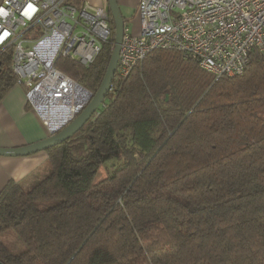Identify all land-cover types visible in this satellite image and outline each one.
I'll return each mask as SVG.
<instances>
[{
  "label": "trees",
  "instance_id": "obj_1",
  "mask_svg": "<svg viewBox=\"0 0 264 264\" xmlns=\"http://www.w3.org/2000/svg\"><path fill=\"white\" fill-rule=\"evenodd\" d=\"M111 14V13H110ZM113 33L90 66H58L96 92ZM0 50V101L16 85ZM72 137L47 149L50 170L0 190L4 264H264V56L216 78L181 51L157 49ZM168 94V100L166 95ZM109 174L94 182L100 167Z\"/></svg>",
  "mask_w": 264,
  "mask_h": 264
},
{
  "label": "built area",
  "instance_id": "obj_2",
  "mask_svg": "<svg viewBox=\"0 0 264 264\" xmlns=\"http://www.w3.org/2000/svg\"><path fill=\"white\" fill-rule=\"evenodd\" d=\"M141 29L125 28L115 77L157 49L181 51L216 78L243 74L264 56V0H139ZM113 33L108 5L75 0H0V50L13 49L16 85L49 135L72 121L95 92L58 66H90ZM113 82L109 92L114 91Z\"/></svg>",
  "mask_w": 264,
  "mask_h": 264
},
{
  "label": "crops",
  "instance_id": "obj_3",
  "mask_svg": "<svg viewBox=\"0 0 264 264\" xmlns=\"http://www.w3.org/2000/svg\"><path fill=\"white\" fill-rule=\"evenodd\" d=\"M75 1L108 5L107 0ZM118 2L125 18V28L138 34L141 29V21L137 13L139 0H118ZM47 136H49L48 128L27 104L25 88L20 85L13 86L0 101V146H22ZM49 170L50 161L47 151L19 157L0 156V190L11 179L30 186Z\"/></svg>",
  "mask_w": 264,
  "mask_h": 264
},
{
  "label": "water",
  "instance_id": "obj_4",
  "mask_svg": "<svg viewBox=\"0 0 264 264\" xmlns=\"http://www.w3.org/2000/svg\"><path fill=\"white\" fill-rule=\"evenodd\" d=\"M107 3H108V9L113 17L114 25H115V44L104 78L100 86L98 87L97 91L94 93L91 101L67 125H65L61 129H57L53 131L51 135L39 141L22 146H14V147L0 146V156L19 157V156H27L33 153H37L39 151H46L47 149L54 147L58 144H61L65 140L72 137L77 131H79L83 127V125L88 120H90L96 114L99 107L106 99L107 94L109 92V88L115 78L121 44L125 33V18L121 11V7L118 0H107ZM166 99L168 100V94L166 95ZM0 264H4V263L0 260Z\"/></svg>",
  "mask_w": 264,
  "mask_h": 264
},
{
  "label": "rangeland",
  "instance_id": "obj_5",
  "mask_svg": "<svg viewBox=\"0 0 264 264\" xmlns=\"http://www.w3.org/2000/svg\"><path fill=\"white\" fill-rule=\"evenodd\" d=\"M110 162L105 163V165H102L95 176L94 182H99L103 178H105L109 172L107 167L110 166ZM47 173H44L43 176H45ZM24 188H30L27 187L26 183H23ZM0 237L2 240L10 247V249L15 253H20L23 250L27 248L25 242L20 237V235L14 230V229H8L0 233Z\"/></svg>",
  "mask_w": 264,
  "mask_h": 264
}]
</instances>
